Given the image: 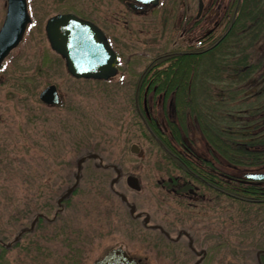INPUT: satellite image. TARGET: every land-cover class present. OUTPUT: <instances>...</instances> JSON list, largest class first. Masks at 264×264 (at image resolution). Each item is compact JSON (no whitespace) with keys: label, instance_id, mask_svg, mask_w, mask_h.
<instances>
[{"label":"rangeland","instance_id":"obj_1","mask_svg":"<svg viewBox=\"0 0 264 264\" xmlns=\"http://www.w3.org/2000/svg\"><path fill=\"white\" fill-rule=\"evenodd\" d=\"M26 1L31 23L0 68V238H12L19 231L17 220L27 219L35 209L47 211L51 218L57 197L74 184L77 192L54 225L67 220L70 231L79 232L82 264H92L117 246L140 264H256L258 251L264 250V206L256 213L246 210L240 218L238 204L230 199L203 206L206 190L192 180L198 187L196 194L207 196L196 201L181 197L189 186L159 147L142 136L133 103L138 75L152 57L194 46L201 36L220 31L231 0H160L142 15L125 11L123 0ZM5 8L6 0H0V24ZM58 13L88 18L100 27L119 57L113 77L107 81L78 79L67 72L44 32L47 18ZM195 17L197 25H193ZM234 37H228L229 44ZM224 50H216L214 70L204 84L212 103L218 100L219 91L227 89L226 72L219 75L215 69L217 58L220 52L236 51L228 44ZM20 73L33 76L32 81L19 79L17 83L15 77ZM49 84L58 91V105L47 106L38 100V93ZM151 93L140 98L139 108L167 131L163 117L172 102L161 95L151 99ZM188 139L196 141L189 144L196 158H209L198 135ZM131 144L143 150L144 156L130 153ZM82 157L87 158L78 169ZM213 167L225 175H242L222 163ZM128 175L137 178L139 189L127 185ZM172 178L176 180L168 184ZM122 196L134 213H141L139 218H131ZM145 216L148 226L142 222ZM43 228L38 235L55 232ZM31 239L43 244L39 236ZM59 239L54 235L50 243H44L46 257L65 253L64 244L55 242Z\"/></svg>","mask_w":264,"mask_h":264},{"label":"trees","instance_id":"obj_2","mask_svg":"<svg viewBox=\"0 0 264 264\" xmlns=\"http://www.w3.org/2000/svg\"><path fill=\"white\" fill-rule=\"evenodd\" d=\"M229 6L231 9L224 14V26L216 31L217 35L212 31L201 36L194 46L154 55L147 68L138 75L136 82H142L143 88L149 86L148 92L154 88V95L164 96L175 103L176 115L172 118L165 113L163 117L167 131L155 119L143 114L139 108L140 98L135 96L133 103L142 136L159 147L167 163L182 174L183 182L197 181L206 190L208 196L202 205L209 206L212 202L220 205L230 199L238 204L237 218H240L246 210L256 213L264 206V181L250 182L241 176L225 177L213 164L222 163L240 172L264 171V0H231ZM239 34L244 39L239 38ZM229 36L238 37L232 38L229 44ZM243 41L245 46H242ZM227 44L236 51L227 55L221 53ZM216 50L222 51L215 69L219 75L226 72L227 89L218 92L215 104L206 96L204 84L214 70ZM226 57L229 63H226ZM29 77L20 73L15 80L17 83L19 79L30 82L33 76ZM25 86L28 89L24 83ZM143 88L140 91L144 93ZM190 135L192 138L199 136L209 158H196L183 144L182 138ZM188 140L192 145L196 142ZM167 174L169 176L171 172ZM69 188L68 195L66 190L57 197L62 204L57 206L60 210L56 209L54 220L38 218L30 229L38 214H47L35 209L29 212L27 219L20 217L17 220L19 231L12 238H0V264H82L78 245L83 238L79 232H71L67 220L57 227L54 225L71 196L77 192L76 185L71 184ZM26 221L28 225L23 224ZM40 227H49L55 232L38 235ZM54 235L60 237L55 242L63 243L66 251L54 258L46 257L44 243H50ZM37 236L41 237L43 244L31 239ZM9 252H13L12 257L8 256ZM256 264H264V250L258 251Z\"/></svg>","mask_w":264,"mask_h":264},{"label":"water","instance_id":"obj_3","mask_svg":"<svg viewBox=\"0 0 264 264\" xmlns=\"http://www.w3.org/2000/svg\"><path fill=\"white\" fill-rule=\"evenodd\" d=\"M158 0L143 2L146 5H156ZM132 8H140L130 4ZM202 10L199 1L197 16ZM30 18L27 13L25 0H6V10L0 25V65L5 57L21 41ZM45 34L50 48L61 55L65 61L67 72L76 78L107 79L115 74L116 55L110 48L102 33L88 21L77 18L73 14H58L46 21ZM38 99L47 105L59 103V95L54 85L43 88ZM129 152L137 157H142L143 151L136 144H131ZM78 162V169L80 165ZM242 176L251 181L264 180V172H244ZM114 180H112L113 182ZM127 185L137 190L138 180L128 175ZM71 191L67 189L66 195ZM124 199V197H121ZM59 202V200H58ZM130 212L134 208L130 206ZM147 221V218L144 220ZM92 264H139L130 257L122 247L108 250Z\"/></svg>","mask_w":264,"mask_h":264},{"label":"flooded vegetation","instance_id":"obj_4","mask_svg":"<svg viewBox=\"0 0 264 264\" xmlns=\"http://www.w3.org/2000/svg\"><path fill=\"white\" fill-rule=\"evenodd\" d=\"M146 1H148V0H123V3H124V5H125V11H130V12H133V13H135V14H138V15H142V14H145V13H147L148 11H150L153 7H152V5H146V4H144L143 2H146ZM160 1V0H159ZM129 4H135V6H140V8H132L131 6H128ZM58 14H60V13H58ZM57 15V14H56ZM120 15V14H119ZM201 15V14H200ZM54 16V15H53ZM52 16H50V17H48L47 18V20L49 19V18H51ZM121 17H122V15H121ZM200 17V16H199ZM198 17V18H199ZM79 18V17H78ZM116 20H118V18L117 17H114ZM80 19H82V20H86V21H90L95 27H97L98 28V30L99 31H101L102 32V30L100 29V27L94 22V21H92V20H89L88 18H80ZM46 20V21H47ZM198 22V19L195 17V20H193V25H197L196 23ZM103 35H104V33H102ZM118 56V55H117ZM63 58V57H62ZM119 58V57H118ZM63 60H64V58H63ZM118 63H119V61H118ZM116 67H119V64L116 66ZM145 80V79H144ZM142 82H139L138 84H137V90H136V92L138 91V93H136L135 92V96H136V98H142V97H145V95H147V91H149L148 90V88H149V86H144V88L142 87ZM141 88H143V90L145 91L143 94L141 93ZM153 91H154V88L153 89H151V99H152V96L154 95L153 94ZM140 92V93H139ZM135 98V99H136ZM174 104L173 103H170L169 104V108L171 107L172 109H171V112H172V116H173V112H174V106H173ZM169 114H170V109H169ZM198 158H201V157H198ZM217 175V174H216ZM117 176H119V174H117ZM218 177H220V175H217ZM229 176V175H228ZM225 177H227L226 175H225ZM230 177V176H229ZM221 178V177H220ZM176 180V178H172V179H169V180H167L168 181V184H170L169 182H174ZM184 184H187L188 186H189V188L188 189H186V190H182L181 191V197H183V198H191V199H193V200H197V199H205V197L204 196H198V194H196V190H198V187L197 186H194L193 184H191L192 182H191V180H189V181H187V182H183ZM181 184V183H180ZM172 186H174V184L172 185ZM180 187H181V185H177V189L179 190L180 189ZM191 187V188H190ZM174 194L176 195V196H180L179 194H176V192H174ZM188 200H190V199H188ZM123 202H125V200H123ZM62 204V203H61ZM60 204V202H58L57 201V205L56 206H60L61 205ZM188 206L191 208L192 207V203H189L188 204ZM57 210H60V209H58L57 208ZM57 210H55L54 212H53V215H52V217L51 218H47V214H38L37 215V217H35L34 219H33V221H32V223L30 224V229H32L33 227H34V225H35V223H36V221L38 220V218H41V217H43L44 219H46V220H48V221H52V220H54V218L56 217V214H57ZM47 211H45V213H46ZM39 213H41V212H39ZM129 215L131 216V218L132 219H137V218H139L140 216H141V213H133V214H130L129 213ZM145 218H147V216H145L144 217V219L142 220V222H143V225H145V226H148L146 223L148 222V219H147V221L145 222L144 220H145Z\"/></svg>","mask_w":264,"mask_h":264}]
</instances>
